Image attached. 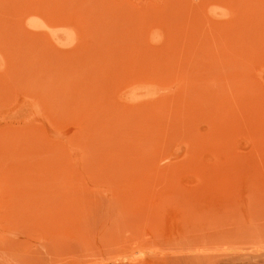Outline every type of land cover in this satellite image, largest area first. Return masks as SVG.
<instances>
[{"label":"rangeland","instance_id":"1","mask_svg":"<svg viewBox=\"0 0 264 264\" xmlns=\"http://www.w3.org/2000/svg\"><path fill=\"white\" fill-rule=\"evenodd\" d=\"M0 264H264V0H0Z\"/></svg>","mask_w":264,"mask_h":264}]
</instances>
